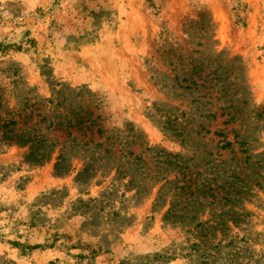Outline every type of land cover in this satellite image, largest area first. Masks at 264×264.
Listing matches in <instances>:
<instances>
[{"label": "rangeland", "instance_id": "rangeland-1", "mask_svg": "<svg viewBox=\"0 0 264 264\" xmlns=\"http://www.w3.org/2000/svg\"><path fill=\"white\" fill-rule=\"evenodd\" d=\"M0 264H264V0H0Z\"/></svg>", "mask_w": 264, "mask_h": 264}, {"label": "trees", "instance_id": "trees-1", "mask_svg": "<svg viewBox=\"0 0 264 264\" xmlns=\"http://www.w3.org/2000/svg\"><path fill=\"white\" fill-rule=\"evenodd\" d=\"M209 51L211 54L201 55V59H198L197 64L192 68L193 76L196 79L193 78L189 85H181L179 88L190 90L193 93L198 92V94L200 91H203L202 94L195 95L193 100V103H196V111H207L206 115L200 113V117L208 120L216 119V110H212V107L208 108V105L211 103L210 99L214 98L217 103H223L219 106V110L221 111L220 116H228V120L225 123L239 121L240 128L246 127L244 129L248 131L249 118L259 116V112L255 108L248 109L250 103L246 98L247 85L240 70L242 67L236 59L228 61L226 65H222L220 53L215 54L216 51L214 49H210ZM235 71L236 73L233 75ZM178 78L176 75L175 79L178 80ZM182 81L184 82L185 79H182ZM213 93L214 95L212 96ZM206 98H209L208 101ZM180 118L176 116L173 121H178ZM200 127L201 130H204L203 124ZM178 135L182 136V133H178ZM238 136V133L234 135L235 140ZM238 143L248 150L251 142L242 140ZM225 145L232 146V143L225 141Z\"/></svg>", "mask_w": 264, "mask_h": 264}]
</instances>
